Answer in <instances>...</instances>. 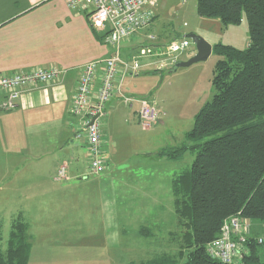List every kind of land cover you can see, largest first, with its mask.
<instances>
[{
    "label": "crops",
    "instance_id": "0c3cea01",
    "mask_svg": "<svg viewBox=\"0 0 264 264\" xmlns=\"http://www.w3.org/2000/svg\"><path fill=\"white\" fill-rule=\"evenodd\" d=\"M55 2L56 0H0V74L13 75L18 72L26 73L36 68L53 67L67 71L60 81L38 85L26 92L15 111L0 113V179L4 180V177L9 175L21 174L22 163L27 161H31L35 165L36 170L31 171L32 174L52 176L56 172L57 174L54 176L56 181L64 180L58 179V172L62 167L66 169L67 179L65 180L68 183L45 185L39 189H25V193L14 196L12 200H17L16 202L20 206L21 202L25 200L27 202L24 207L45 209V216H47L45 231L42 236H37L43 229H34L35 220L31 221L34 222V225L30 226L24 212L19 213L29 225L31 234L29 236L32 239L28 264H40L39 262L34 263L35 257H31L36 248L47 250L59 248L66 254L76 255L88 245L95 249L100 256V262L95 264H126L133 260L132 257L137 256L135 251L141 246L140 243L138 245L136 243L139 242L138 239L150 240L142 245V248L147 250L145 253H148L149 249L156 245L153 241L158 239L157 234L160 229L158 218H151L148 205L138 201L140 202H137L138 209L142 210L146 217L139 223V226L135 227V233L129 232L128 221L133 220L134 217L128 215L126 211L119 210L117 191L114 190L112 194L111 189L100 182V174L93 175L98 176L94 177L97 178L94 180L87 179L82 183L69 182L71 177L82 175L87 178L91 176L87 174L89 162L86 140L78 135L81 120L71 114L72 99L77 90L80 69L87 63L109 58L115 50L110 46L108 49L103 47L102 33L92 28L85 13L71 10L66 0H60V4L65 9L54 5ZM154 13L155 20L157 15L155 9ZM62 19L68 20V24H66L68 29H63L62 35L57 39L56 32L61 31L59 21ZM154 23L155 21L141 34L123 42L121 51L124 59L131 60L137 54V49L140 46L151 43L148 40L150 35L155 37V41L158 39L153 34ZM167 44L168 41H165L157 43L155 46L163 47ZM210 44L214 46L217 43L210 42ZM160 59H144L145 67L142 70L160 72L157 69L158 64L163 65V69L166 70L174 68V65L161 63ZM188 59H178L176 63ZM150 62L152 65H148ZM102 73L103 71L99 70L94 91H97L100 86ZM140 76L141 74H138L123 81V95L136 100L132 105L123 103L121 96L117 93L113 97L116 99L117 104L115 105L124 104L129 107L128 110L132 113V118H137L139 125H141L138 117L140 104L137 101L146 100L143 98L142 92L139 91L140 84L135 82ZM150 102L162 111L155 99ZM163 114L164 117L165 113L163 112ZM159 124L150 129L142 127V131L148 132L147 137L155 136L156 138L160 135V130L157 128ZM186 133H184L183 140H186ZM103 135L105 152V145L107 146L109 139L104 129ZM75 140H79L86 159L84 170L81 172L79 165L71 162L80 153L75 146L77 144ZM158 145L147 155L154 154L162 161H178L161 157L160 153L166 148L163 144L162 146ZM183 157L179 160H182ZM106 162L103 172H107L109 169L107 158ZM79 172L80 174H77ZM173 179L171 180V189ZM1 191L2 187L0 186ZM9 200L6 201L9 202ZM134 202L136 201L131 204ZM123 204L129 206V202ZM251 225V236H253L258 225L253 223ZM32 232L37 237H42L43 242H40L42 240L39 238L33 241L36 236L33 237ZM172 233L173 231H168V235H172ZM118 240H120L119 244ZM119 249L124 256L132 257L128 260H119Z\"/></svg>",
    "mask_w": 264,
    "mask_h": 264
},
{
    "label": "rangeland",
    "instance_id": "374dc122",
    "mask_svg": "<svg viewBox=\"0 0 264 264\" xmlns=\"http://www.w3.org/2000/svg\"><path fill=\"white\" fill-rule=\"evenodd\" d=\"M157 1L158 4L155 8L157 15L154 20L153 34L158 39L153 43H148V45L155 46V44L165 41L170 43L172 39H187L190 46L186 51L177 54V58L180 60L190 59L192 58L190 56L197 52L196 45L189 37L190 35L201 36L209 43H223L239 49H244L249 43V30L244 13L242 23L239 26H224L220 20L200 17L197 12L196 0H185V2L184 0ZM54 5L64 8L60 4V0H56ZM59 24L61 25L59 26L61 31H55L57 39L62 35L63 29H68L66 25L68 20L62 19ZM71 35L75 36L74 34ZM101 41L103 47L108 49L109 46L105 43V35ZM220 59V57L212 54L206 61L179 68L171 73L172 68L161 69L160 72L148 69L141 70V76L135 81L140 84L139 91L142 92L141 94L146 100L152 101L155 99L158 107L165 113L163 120L157 127L160 130V135L156 138L155 136L147 137L148 132L142 131V126L139 125L137 118H132L128 106L124 104L115 105L117 103L114 98L106 105L108 116L103 118L102 130L104 129L109 139L107 146L105 145V157L109 160V169L107 168V172L100 174V182L107 185L112 194L114 190L117 191L116 198L120 203L119 210L126 211L128 215L134 217L133 220L128 221L127 228L129 232L135 233V227L139 226V223L146 217L144 212L138 209V203L140 202L148 205L151 218H158L160 221L158 239L153 241L156 245L150 248L148 253H145L147 250L142 248V245L150 240L138 239L139 242L136 243L137 245L140 243L141 246L139 249L135 247L137 256L134 257L124 256L121 249H119V260H128L131 257L133 259L126 264H141L164 253L175 254L178 252L179 244L176 242L177 240L172 235H168L169 230L174 233L179 231L178 218L173 206L171 180L182 172L191 169L195 155L192 152H187L182 160L169 162L168 160L162 161L154 154L147 155V153H151L158 144L160 146L163 144L168 150L186 143V140H183L184 133L192 130L196 115L214 96L213 71ZM116 107L117 110H115ZM75 143H77L75 146L80 153L71 162L79 165L81 172L84 170L86 162L84 149L81 147L79 140H75ZM34 167L35 165L31 161L23 162L20 169L21 174L9 175L4 177V180L0 179V186L2 187L0 192V220L3 224L1 234L4 238L2 243L4 251L6 250L12 220L20 212H24L30 226L34 225L35 222L34 229H43L37 236L43 235L46 226L45 209L24 207L27 202L25 200L21 202L22 205L20 206L16 202L17 200L12 201L14 196L25 193V189L28 190L29 188L39 189L45 185L68 183L65 179L56 181V177H54L57 174L56 172L52 176L32 174L31 171L36 170ZM80 172L77 174H80ZM94 177L98 176L91 175L85 178L81 175L71 177L69 182L82 183L87 179H97ZM8 199H10L9 202L6 201ZM133 201L136 202L131 204ZM124 202H129V206H124ZM5 204H8V206H5ZM32 220L34 222H31ZM162 220L163 222H161ZM253 222L254 225H259L255 233L257 240H264L263 223L260 221ZM249 225L251 229L252 225L250 223ZM32 236L35 237L36 235L32 232ZM37 236L33 241L38 238L42 240V237ZM30 242L32 243V239ZM40 242H43V240ZM117 243L119 244L120 240ZM258 249L261 259L264 261V245H259ZM31 257H35L34 263L39 262L40 264H95L100 262L98 252L89 245L76 255L66 254L64 250L59 248L51 250L36 248Z\"/></svg>",
    "mask_w": 264,
    "mask_h": 264
},
{
    "label": "trees",
    "instance_id": "16d2710c",
    "mask_svg": "<svg viewBox=\"0 0 264 264\" xmlns=\"http://www.w3.org/2000/svg\"><path fill=\"white\" fill-rule=\"evenodd\" d=\"M196 2L200 17L218 19L224 26H239L244 13L249 45L213 46L221 58L213 71L214 96L196 115L186 143L160 153L176 161L192 152L195 159L190 170L172 181L179 226L172 236L178 252L142 264H224L209 256L207 246L220 237L226 220L240 216L264 226V0ZM2 228L0 221V264H28L32 244L22 215L11 223L5 251ZM255 232L251 236L250 229L236 264H264L258 249L264 240L260 244Z\"/></svg>",
    "mask_w": 264,
    "mask_h": 264
},
{
    "label": "built area",
    "instance_id": "2783aa9c",
    "mask_svg": "<svg viewBox=\"0 0 264 264\" xmlns=\"http://www.w3.org/2000/svg\"><path fill=\"white\" fill-rule=\"evenodd\" d=\"M68 7L85 13L92 28L105 34V43L115 52L103 61L90 62L80 69L75 95L72 99L71 114L81 120L79 137H84L88 152V175H99L106 168L103 146L102 122L106 117V105L117 93L126 105L136 100L123 95V81L140 74L145 67L144 58L160 59L161 63L175 65L177 54L190 46L187 39L174 40L163 47L144 45L137 54L126 60L122 55L123 42L148 29L155 18L156 0H66ZM153 43L155 37L149 36ZM157 64V63H156ZM152 65V62L148 63ZM158 70L163 65L157 66ZM102 70L100 86L94 91L96 80ZM67 74L59 68H36L26 73L13 75L0 74V113L15 111L23 95L38 85L53 83ZM140 104L138 117L144 129L155 127L161 122L163 112L148 100L137 101ZM58 179H67L66 169L58 172ZM250 235L249 221L240 216L226 220L218 239L207 246L209 256L224 264L239 263L245 253L244 244ZM260 244L262 239L258 241Z\"/></svg>",
    "mask_w": 264,
    "mask_h": 264
},
{
    "label": "water",
    "instance_id": "95a60500",
    "mask_svg": "<svg viewBox=\"0 0 264 264\" xmlns=\"http://www.w3.org/2000/svg\"><path fill=\"white\" fill-rule=\"evenodd\" d=\"M189 37L193 40L194 44L196 45L197 52L188 61L178 62L174 66V70L189 67L193 64L206 61L213 53V46L204 38L198 35H190Z\"/></svg>",
    "mask_w": 264,
    "mask_h": 264
}]
</instances>
